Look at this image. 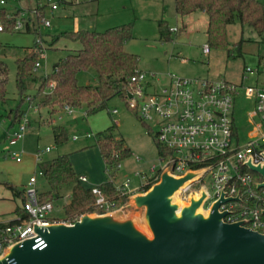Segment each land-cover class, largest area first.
<instances>
[{
  "label": "rangeland",
  "instance_id": "rangeland-1",
  "mask_svg": "<svg viewBox=\"0 0 264 264\" xmlns=\"http://www.w3.org/2000/svg\"><path fill=\"white\" fill-rule=\"evenodd\" d=\"M259 1L264 10V0ZM38 3L43 4L44 0H6V4L0 6L11 15L17 11L19 15L23 13V23L31 18L29 31L24 26L20 31L0 32L2 46L0 60L9 70L6 102H0V198L3 197V191L8 190L6 184L20 190L29 177L36 173L37 167L33 155L37 150L45 147H49L50 152L43 155V161L59 155H69L77 177L84 176L87 180L86 183H81L84 188L98 187L112 176L113 185H119L125 179H129L130 187L134 190L130 196L142 193L140 186L145 181L140 182L137 173L149 177L153 174L151 172L153 166L156 169L161 166L157 145L152 135L148 134V128L127 108L125 101L120 97L112 98L107 103V109L95 115H85L84 110L72 108H70L72 114L69 115L65 112L66 106H54L55 110L42 108L37 116L32 112L23 140L9 148L11 152H22L21 162L16 163L6 157L7 130L10 127L8 115L19 105L15 61L32 53L38 48L37 46H41L44 50V56L38 57L41 66L35 71L37 80L30 83L25 101L27 97L36 95L40 80L50 74L53 65L66 56V50L80 47L77 42L60 38L48 48L52 37L63 32L78 30L102 32L114 26L130 24L132 38L124 43V50L135 54L138 57V69L155 74L161 80V86L167 84L170 74L185 78L225 80L239 86L234 118L240 141L245 142L250 130L247 113L253 110V99L245 95L244 88L263 86L264 72L260 75L247 74L245 79L242 76L246 68H258V60L264 58V33L258 35L249 26H241L237 22L228 25L227 50L211 47L209 55L205 56L202 53V45L207 44L205 16L199 12L183 18L176 16L173 0H78L72 6H57L53 11L46 7L44 19L48 20L49 26L37 21V16L33 14ZM181 19L186 23L185 31L180 33L174 31L169 42H162L158 35V21L164 20L171 30L176 27L182 28ZM77 83L97 85V76L91 69L81 71L77 74ZM45 93H49V90ZM40 99L42 94L31 101L36 104ZM24 106L22 104L21 108H25ZM114 109L117 110V114H112ZM112 124L115 125V137L124 141L125 146L130 150V156L120 162L119 169L107 172L95 144V134ZM52 125L61 126L66 132L67 139L59 146L54 143ZM149 127L152 128L151 125ZM73 136L77 139L73 140ZM136 157L139 161L135 159ZM251 175L256 181L261 179L257 174L251 173ZM210 182L209 175L203 178L206 186H209ZM199 187L196 184L195 190L198 191ZM39 189L44 190L45 187ZM68 200L69 198L65 196L61 201L53 203L54 209L50 216L63 219V206ZM4 203L8 206L21 204L18 199ZM121 206H117L111 212L120 209ZM208 208L209 206H203L200 212L205 214ZM122 212L141 218L143 209L132 205Z\"/></svg>",
  "mask_w": 264,
  "mask_h": 264
},
{
  "label": "built area",
  "instance_id": "built-area-1",
  "mask_svg": "<svg viewBox=\"0 0 264 264\" xmlns=\"http://www.w3.org/2000/svg\"><path fill=\"white\" fill-rule=\"evenodd\" d=\"M62 2L63 0H48V7L53 11ZM5 4L6 0H0V6ZM33 14L37 16V10H33ZM41 23L49 26L48 20L44 18ZM23 24L22 19L18 18L14 31L22 30ZM0 31H2L1 26ZM171 31L174 32L176 29L173 28ZM37 47L32 53L35 52L42 58L44 50L41 46ZM202 51L208 54L207 44L203 45ZM262 63L264 66V60ZM40 66L38 61L35 70ZM258 72V68H246L242 78L245 79L247 74ZM160 81L153 73L139 71L129 77V87L125 94L127 108L142 124L152 126L149 128L155 142L165 150V155L159 156L160 168L156 169L154 166L151 168L152 175L145 177L136 174L140 182L145 181L142 182L140 190L150 181L155 183L166 168L176 176L183 175L187 171L204 169L200 178L183 187L180 193L181 199L186 201L190 193L197 192L196 184L204 185L207 189L208 198L203 206H210L221 195L224 198L237 197L220 205L219 211H227L223 220L227 223L244 221L246 228L264 233V213H262L264 188L257 189L261 179L256 181L251 175L256 173L245 165L249 159L255 166L264 162V85L244 88L245 95L253 99V110L247 113L250 130L245 142L242 143L240 138L236 140L233 135L235 100L239 86L225 80L185 78L171 74L166 85L161 86ZM49 86L50 89L53 88V83ZM25 103L18 124L7 134L8 147H13L23 140L27 132L30 114L36 106L32 105L29 97ZM65 110L68 114L72 113V109L67 106ZM112 114H117V110L114 109ZM48 150L49 148L45 149ZM6 157L19 163L22 152L7 150ZM135 159L139 161L137 157ZM119 168L120 164L115 170ZM208 175L211 182L206 186L203 178ZM42 176V171L37 167L36 173L29 177L23 189L25 200L22 207L28 215V220L22 221L16 217V223L0 228V256L6 248L15 243L35 238V225L44 227L58 222L72 224L50 216L54 209L53 203L40 202L37 179ZM112 179L111 177V182ZM78 180L80 183L87 181L84 176L78 177ZM114 186L123 196L129 197L134 191L130 187L129 179ZM90 190L95 196V205L103 213H109L117 208V205L108 200L97 187ZM41 240L40 237L35 238L34 248L43 244ZM6 263L15 264V260L10 258Z\"/></svg>",
  "mask_w": 264,
  "mask_h": 264
},
{
  "label": "trees",
  "instance_id": "trees-1",
  "mask_svg": "<svg viewBox=\"0 0 264 264\" xmlns=\"http://www.w3.org/2000/svg\"><path fill=\"white\" fill-rule=\"evenodd\" d=\"M174 10L178 16H185L196 11H203L208 19L206 28L207 45L209 48L227 50L226 28L237 21L241 26H249L258 35L264 33V10L259 0H173ZM44 6L37 8V21L41 23L44 18ZM19 12L9 14L5 8L0 7V26L6 33L14 32V27ZM158 35L162 42L171 40L172 31L164 20L157 23ZM26 30L29 31L28 25ZM60 38L80 44V49L67 51L66 56L53 65V70L40 80L36 95L42 94L36 104L38 109L54 106H67L72 109L84 110L85 115H95L107 109V103L114 97H120L125 101V94L129 87V77L135 75L138 69V57L124 50V43L132 38V27L124 24L108 28L102 32L78 30L63 32L52 37L51 47ZM2 46L0 44V50ZM38 62L37 53H29L15 61L16 87L19 97V105L9 113L10 127L14 128L24 110L21 105L30 83H34L35 64ZM93 70L97 76V85H79L77 74L81 71ZM9 70L6 64L0 60V102H6V85ZM53 83L50 89L49 84ZM49 90V93H45ZM145 125V124H143ZM148 134L152 135L149 126ZM52 133L55 145L59 146L67 139L63 127L52 125ZM115 125L112 124L105 130L95 134V144L105 163V171L115 169L120 162L130 156V150L125 146L121 138L114 135ZM233 135L239 139L236 124L233 125ZM154 139V137H153ZM156 143V142H155ZM158 156L165 155V150L157 144ZM42 171L41 177L47 189L39 192L40 202L55 203L61 201L66 195L69 201L63 206V220L74 223L84 214H103L95 205V196L91 190L84 188L78 180L71 164L69 155H59L51 160L39 163ZM114 173V172H113ZM112 177V176H111ZM154 182L150 181L142 187L141 192L147 191ZM13 199H18L20 205L16 206L14 214L22 221L28 220V215L23 210L24 190H18L10 184H6ZM100 192L115 205H123L127 196L121 195L107 180L97 187ZM13 220L6 224H0V228L7 224H14Z\"/></svg>",
  "mask_w": 264,
  "mask_h": 264
},
{
  "label": "water",
  "instance_id": "water-1",
  "mask_svg": "<svg viewBox=\"0 0 264 264\" xmlns=\"http://www.w3.org/2000/svg\"><path fill=\"white\" fill-rule=\"evenodd\" d=\"M245 165L261 177L257 189L264 188V162L255 166L249 159ZM203 172L176 176L166 168L147 191L129 196L114 212L84 214L73 224L35 225L43 244L34 248L35 238L15 243L0 264L10 258L15 264H264V233L244 221L227 223V211H219L237 197L221 195L205 214L197 212L208 198L204 185L181 199L183 187ZM132 205L143 209L141 218L122 212Z\"/></svg>",
  "mask_w": 264,
  "mask_h": 264
},
{
  "label": "crops",
  "instance_id": "crops-1",
  "mask_svg": "<svg viewBox=\"0 0 264 264\" xmlns=\"http://www.w3.org/2000/svg\"><path fill=\"white\" fill-rule=\"evenodd\" d=\"M77 1L78 0H69V1H64L63 0V2L62 3H60L58 6H61V5H74V4H76L77 3ZM44 6V9L46 8V7H48V0H44V3L42 4V3H38V5H37V7L34 9V10H36L37 8H39V7H43ZM173 10H174V2H173ZM174 12H175V10H174ZM197 12H199V13H201L202 15H204L205 16V18H206V27H205V33H206V28H207V24H208V19H207V16H206V14L203 12V11H196V12H194V13H197ZM194 13H191V14H194ZM176 14V13H175ZM191 14H188V15H191ZM43 15H44V12H43ZM188 15H185V16H180L181 18H183V17H186V16H188ZM176 16H178L177 14H176ZM19 18L20 19H22L23 18V13H20V15H19ZM37 22V21H36ZM237 21H235L233 24H230V25H234L235 23H236ZM238 23V22H237ZM24 26H25V28H26V25H28V27H29V29H30V25H31V18H29L28 19V21H26L24 24H23ZM181 25H183L182 26V28H179V27H176L175 29H176V31H177V33L179 32H181V31H185V29H186V23H184V21L181 19ZM80 45V44H79ZM203 45H205V44H203ZM203 45H202V47H203ZM81 47V46H80ZM80 47H76V48H74V49H70V50H78V49H80ZM70 50H66V51H70ZM202 53H203V51H202ZM209 53H210V49H209V52H208V54H204L203 53V55H205V56H207V55H209ZM263 60H264V58L263 59H259L258 60V62H257V67H258V69H259V75L261 74V73H263L264 72V66H263ZM184 62V61H183ZM141 71V70H140ZM263 85H264V83H263ZM32 103V105L33 106H36L35 107V109H34V111H32L33 113V115H36L37 116V114L39 113V111H40V109H38L37 108V104H34L33 102H31ZM24 105L26 106V103H24ZM24 106V107H25ZM66 112V111H65ZM66 114H67V112H66ZM72 114V113H71ZM70 115V114H69ZM31 118H33V116L31 115ZM33 120V119H32ZM35 120V119H34ZM33 120V121H34ZM12 128L11 127H9V129L7 130V134L10 132V130H11ZM73 137H75V136H73ZM87 137H90L89 135H87ZM73 139V138H72ZM77 139V138H76ZM76 139H73V140H76ZM9 148L10 147H8V144H7V148H6V151L7 150H9ZM46 148H49V147H45L44 149H41V150H37L36 152H35V154L33 155V160H34V163H35V165H36V167H39L38 165H39V163H41V162H44L43 161V155L45 154V153H48V152H50V148H49V150L48 151H45V149ZM39 155V156H38ZM37 156H38V158H39V160L37 161ZM48 161V160H47ZM87 182V181H86ZM85 182V183H86ZM27 183H25L24 185H22V187H21V189L20 190H23L24 189V187H25V185H26ZM39 185H41L40 187H38ZM43 187H45V189L43 190V189H39V188H43ZM37 188H38V191L40 192V191H45L46 189H47V187H46V185H45V183L43 182V180H42V178L40 177V178H38L37 179ZM2 191V190H1ZM66 197H68L69 198V196L68 195H66ZM14 199H13V197H12V194H11V192L10 191H3V197H1L0 198V224H6V223H9V222H11V221H13V220H15V218L17 217L15 214H14V210H15V208H16V206H8L6 203H4L5 201L7 202V201H13ZM69 201V200H68ZM68 201L65 203V204H67L68 203Z\"/></svg>",
  "mask_w": 264,
  "mask_h": 264
},
{
  "label": "bare ground",
  "instance_id": "bare-ground-1",
  "mask_svg": "<svg viewBox=\"0 0 264 264\" xmlns=\"http://www.w3.org/2000/svg\"><path fill=\"white\" fill-rule=\"evenodd\" d=\"M174 198V196H172L170 199L172 200ZM199 198V195H196L194 199H198ZM200 209L197 210V212H199ZM177 216H179V213L177 212L176 213Z\"/></svg>",
  "mask_w": 264,
  "mask_h": 264
}]
</instances>
